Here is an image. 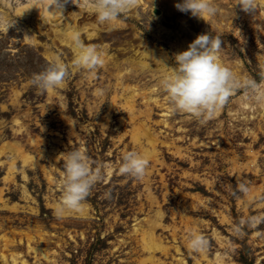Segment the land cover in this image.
<instances>
[{
  "label": "rangeland",
  "instance_id": "rangeland-1",
  "mask_svg": "<svg viewBox=\"0 0 264 264\" xmlns=\"http://www.w3.org/2000/svg\"><path fill=\"white\" fill-rule=\"evenodd\" d=\"M29 2L0 0V13L16 19L8 33L0 32V264H264V223L241 236L231 230L241 217L264 213V108L234 120L242 95L237 92L216 120L200 126L170 111L154 69L136 80L127 75L123 85L141 92L130 101L132 89L118 86L116 73L144 46L167 54L173 64V33L179 36L185 21L188 33L180 38L220 35L222 62L240 76L264 81V30L255 27L264 23V0H258L256 19L235 8L236 0H218L222 12L204 20L171 8L170 0H144L137 16L132 10L118 28L82 11L80 26L100 28L92 41L82 34L84 42L105 46L109 57L86 82L71 66L73 50L54 33L63 19L46 23L41 13H16ZM76 10L68 8L66 16ZM156 22L173 31L169 39L153 37ZM55 56L69 66V75L61 87L42 93L29 81ZM97 88L105 94L96 95ZM81 145L102 162L138 151L149 161L147 175L137 181L113 171L93 187L82 211L57 218L59 155ZM237 178L249 182L243 200L229 187ZM193 233L208 238L207 252L187 247Z\"/></svg>",
  "mask_w": 264,
  "mask_h": 264
},
{
  "label": "clouds",
  "instance_id": "clouds-1",
  "mask_svg": "<svg viewBox=\"0 0 264 264\" xmlns=\"http://www.w3.org/2000/svg\"><path fill=\"white\" fill-rule=\"evenodd\" d=\"M78 0H71L76 5ZM69 0H47L44 10L52 17H63L64 7ZM86 6L100 24L123 23L124 18L137 9L138 0H88ZM247 14L258 16V0H236L235 8ZM183 13L204 20L215 18L221 12L218 0H180L175 5ZM16 25V19L0 13V32L8 33ZM257 31L264 30V23L255 25ZM60 35L71 44L74 52L72 68L82 71L85 82L96 78L97 70L105 63V53L95 44H86L80 30L68 27L62 29ZM25 35L24 39H31ZM221 36L204 34L198 36L188 45L187 50L175 54L174 63L169 65L167 58L154 59L166 69L157 82L156 87L162 91L168 101L172 113L185 114L195 120L198 125H207L216 120L229 103L231 97L241 92L239 108L232 113L234 120L247 119V111L264 108V81L236 74L231 67L221 60L223 48ZM69 75V66L55 56L47 67L33 73L30 84L38 91L46 93L63 85ZM105 88H97L96 95H104ZM63 160L60 180V197L54 208L57 218L66 214L77 213L84 209L85 202L93 187L104 181L107 176L117 174L133 178L137 181L145 179L149 167L148 159L138 151H125L116 163L93 159L85 146L81 145L59 155ZM238 199L243 200L250 192L249 182L245 178H237L234 188L229 186ZM106 195H108L106 193ZM248 204L245 203V207ZM264 223V213L241 217L232 225L236 236L245 234V229H256ZM257 235L261 233L257 232ZM187 247L194 253L207 252L208 238L202 233L190 234ZM37 254L46 258L45 251Z\"/></svg>",
  "mask_w": 264,
  "mask_h": 264
},
{
  "label": "bare ground",
  "instance_id": "bare-ground-1",
  "mask_svg": "<svg viewBox=\"0 0 264 264\" xmlns=\"http://www.w3.org/2000/svg\"><path fill=\"white\" fill-rule=\"evenodd\" d=\"M46 2H47V0H39V1L30 0L29 4L27 6L18 9L16 11V13L23 16V17H32V16H36L37 14L41 13L43 15V21L46 23L51 22V23H58L59 24V23H61L60 20L63 19L64 24H62V27L60 29L59 28L55 29L54 33L58 37V40L61 44L67 45L71 49H72L71 44L69 42H67L64 38H62V36L60 35L62 29H66L70 26L74 29L80 30L82 34H85L86 40L92 41V40L99 37L100 28L98 27V25H96V24H83L82 26H80L78 24V19L81 17L82 11L92 13L86 6H84L88 3V0H78L76 5L72 4L71 0H69V3L66 4L64 7V13H63L64 16L63 17H61V16H56V17L50 16L44 10V7H43V4H46ZM170 3L171 4H169V5L171 6V8H175V5L177 3H179V1L178 0H170ZM145 5H146V3L144 2V0H138V7L139 6L140 7L145 6ZM70 7L71 8L75 7L77 10L74 13L72 12L69 16H66V11ZM138 7H137V9L134 10L135 16H137V14H138L137 13ZM261 15L264 16V12ZM102 25L109 26V28H118V27L123 26V24H121V23H116V24H111V25L105 23ZM54 27H55V25H54ZM187 31H188V28L186 26V22L182 21V24L180 26L179 36L176 33H173V31H170V30L164 28L163 26H161L157 22L154 25V30L152 32H153V37L158 41H163L164 39H169L173 33L175 35L176 39L172 42L171 46L173 48H176L177 53H180L182 51L187 50L188 45L190 43H192L197 38V36H194V35H193V37L190 36V38H189V36H186V37L182 36V38H180V36H181L180 34L185 35V33H188ZM176 35H177V37H176ZM102 50L105 53V58L106 57L109 58L107 56L108 54H107L105 46H103ZM163 58H167L168 64L171 65L170 58L167 56V54L157 52V49H155V48L144 46V49L142 51H138V50L135 51L133 56L127 57L126 60L122 61L120 63V65L117 66V68H119V70L116 72L117 74L119 73V75H118L119 81H118L117 85L122 87L123 89H127L126 93L132 89V94L128 97L129 101L134 99L135 97H137V95H140L141 92L135 89V88H137L136 86H126V85L124 86L123 85V81L127 79V75H129L131 80L132 79L136 80V77L146 76V74L148 73L149 70L153 71V69H154V73L159 74V76H161L162 74L165 73L166 69L163 67V65H161L158 61H156L154 59H163ZM152 65L154 66V68H152ZM122 71H126V75H122ZM153 102H156V100H154Z\"/></svg>",
  "mask_w": 264,
  "mask_h": 264
}]
</instances>
